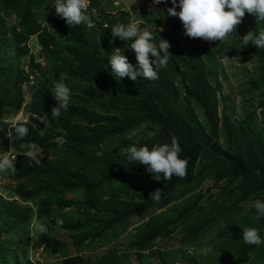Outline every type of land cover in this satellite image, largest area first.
<instances>
[{"label":"trees","instance_id":"16d2710c","mask_svg":"<svg viewBox=\"0 0 264 264\" xmlns=\"http://www.w3.org/2000/svg\"><path fill=\"white\" fill-rule=\"evenodd\" d=\"M144 2L152 4V0ZM53 3L54 0H0V152L11 149L16 154L14 169L0 173L3 185L16 183L6 197L0 193V264H35L19 252L20 240L29 238L34 218L47 220V232L37 238L34 249L44 247L55 257L65 251L66 245L50 233L83 232L74 241L80 248L86 243L109 242L115 228L128 230L141 215H149L148 220L137 227L129 245L140 262L157 257L162 264H175L177 259L185 264H202L187 252L165 260L170 254H165L160 243L175 239L174 233L180 229V242L195 246L229 217L228 228L218 237L226 248L223 253L230 257L227 263L247 264L254 257L264 264V243L249 245L241 239L246 227H256L264 238V218L258 219L254 210L251 217H234L243 206L264 196V99L259 102L261 125L254 120V114L232 120L226 105L220 110L225 101L221 94L228 79L226 73L212 68V74L208 73L209 64L216 59L253 58L259 64L256 78L248 83L243 96L264 98V48L257 49L250 43L245 46L239 38L259 30L252 14L245 13L235 33L222 42L213 41L210 47L207 43L212 42L201 38L186 37L180 42L174 36L183 32L179 19L160 16L146 7L130 12L113 4L105 7L103 0H89L87 14L92 26L82 23L69 28L55 14ZM154 6L164 10L171 4ZM10 19L13 23L8 22ZM130 20L137 21L138 28L152 31L155 40L161 37L170 44L167 65L155 80L138 77L133 82L125 77L117 82L110 75L107 59L115 48L124 50L135 64L128 48L130 41L111 36L114 24ZM162 27H169L170 33H163ZM32 37H36L41 50L38 57L42 56L45 67L30 54L28 43ZM26 60L27 65H21ZM25 68L35 75L32 83ZM57 82L65 83L71 94L67 109L51 119V107L55 106L51 89ZM25 94L33 110L29 111L28 121L23 122L29 132L19 140L8 121L20 111ZM46 116L45 127L41 118ZM58 135L66 141L60 147L54 142ZM173 135L182 149L181 157L188 161L185 175L154 179L152 186L162 193L159 201L150 199V190H144L142 198L137 199L132 195L136 184L144 188L151 175L145 173L143 165L129 163L124 150L130 144L151 147L170 142ZM29 141L55 157L31 162L19 148L22 142ZM211 178L224 182L225 187L209 199V212L200 215L207 209V204L198 207L204 199L202 194L178 206L180 200ZM180 189L183 190L175 201ZM234 192L235 201L218 204ZM48 196L54 205L42 200ZM15 198L22 204H34L36 209L19 208L17 201L11 200ZM72 207L78 209V219L68 220L53 213ZM167 208V212L163 211ZM159 211L162 212L154 216ZM57 219L62 221L59 229L55 226ZM91 228L92 233H88ZM59 264H122V258L120 251L109 248L96 260L76 254Z\"/></svg>","mask_w":264,"mask_h":264},{"label":"clouds","instance_id":"9594fccd","mask_svg":"<svg viewBox=\"0 0 264 264\" xmlns=\"http://www.w3.org/2000/svg\"><path fill=\"white\" fill-rule=\"evenodd\" d=\"M166 2L171 4V7L167 8V14L179 19L182 24L183 35L189 38H201L206 42H222L227 35L235 33V26L241 23L242 17H244L246 12L254 15L256 22L264 21V0H152L153 5ZM112 4L116 8L119 7L118 3L114 2ZM52 5L54 6L55 14L63 19L69 28L79 26L82 23L89 27L92 26L90 16L87 14L89 0H54ZM93 12L95 13V11ZM160 30L162 31V29ZM111 36L113 39L125 42L130 41L128 48L132 50L135 57V64H133L124 55V50L120 48L113 49L108 55L107 64L110 68V75L115 77L117 82L125 77L133 82L137 81L138 77L152 81L157 79L159 71L166 67L171 55L169 42L161 37L158 41L155 40L152 31L138 28L137 21L130 20L127 23L118 22L114 24L111 27ZM239 38L245 46L250 43L257 49L264 48V29L249 32ZM30 54L32 53L30 52ZM41 64L43 65V62ZM26 72L29 74V81L32 83L35 75L30 74L28 70ZM70 94L71 90L65 83L57 82L53 84L51 95L55 101V106L51 107V119L58 117L61 110L67 109ZM28 102H30V97L25 94L20 111L24 104ZM19 112L8 122L11 121L9 124L10 127H13L15 139L23 140L27 136L29 129L21 122ZM41 122L46 127L48 117H42ZM54 142L57 147L66 143L65 139L59 135L54 138ZM19 148L23 150L24 155L29 157L33 163H39L43 157L53 158L48 155H37L36 153L39 150H45L38 148V145L31 141L22 142ZM181 151L178 139L174 135L171 137L170 142L156 143L151 147L130 144L124 150L125 158L129 163L143 165L145 173L150 174L156 181H160L161 176L164 180H168L173 175L177 177L185 175L188 161L186 158L181 157ZM48 154L53 155L52 153ZM96 154L100 155L99 152ZM15 160L16 154L13 150L9 149L0 152V173L14 169ZM0 193L2 194V191ZM161 195V189L157 188L149 194V197L153 201H159ZM11 200L19 202L16 198ZM25 204L27 207H34L32 203ZM29 204L30 206H28ZM252 207L258 219L264 218V199H256L252 203ZM61 225L62 221L57 219L55 221L56 228L59 229ZM32 226L40 233L47 232L46 225L35 218L32 221ZM241 239L249 245L259 246L264 243V238H262L256 227L243 228ZM43 248L41 247L40 249L44 250ZM29 260L33 263L31 259Z\"/></svg>","mask_w":264,"mask_h":264},{"label":"rangeland","instance_id":"374dc122","mask_svg":"<svg viewBox=\"0 0 264 264\" xmlns=\"http://www.w3.org/2000/svg\"><path fill=\"white\" fill-rule=\"evenodd\" d=\"M103 5L105 7L109 6L111 3H118L120 8L125 9L126 11L132 12L134 8H142L146 7L149 10L157 11L160 16L162 15H168L167 9L159 10L157 7H155L152 4H146L144 0H103ZM247 13V12H246ZM253 16L255 19L256 17ZM245 18V15H244ZM9 23H13V19L8 20ZM46 24V22H44ZM249 28V26H248ZM257 28L258 29H264V21L257 22ZM163 33L168 34L170 33L169 27H162L161 28ZM174 36L180 41L184 42L186 40V36L182 33H174ZM208 46L212 47L214 43H207ZM30 52L33 56L37 57V63L41 64L43 62L42 56L40 58L38 57L40 54V48L38 46L36 38H32L29 43ZM27 65V60L23 61L21 65ZM259 64L258 62L250 57H239L234 59H229L226 61H222L219 59H216L215 62L212 64H209L208 73L211 75L212 72L211 68L215 72H221L222 70L227 75V81L224 82V91L221 94V97L225 99V101L221 98V100L224 101L223 104H221V109H223V105H226L227 113L229 117L233 119H243L246 116L254 114V120H257L258 124L261 125L262 121V110L259 107V102L261 99L264 98H257V100L249 99L244 97L245 91L248 87V83L253 80L256 75V71ZM43 67H45V63L43 64ZM221 76V75H220ZM221 81V78H220ZM257 96V94H256ZM33 110V107H30V102L27 104L25 103L22 107V110L19 112V115L21 117V122L28 121V116L30 115L29 111ZM15 117V116H14ZM11 122V121H10ZM9 122V123H10ZM37 155H48L49 157H55L54 155L48 154L46 151H38L36 153ZM150 179V182L146 183V186L142 188L140 184H136L135 186V193L132 195H136V198L140 199L142 198V194L144 190H147L150 192L154 191V186H152V183L155 182L154 179L148 176ZM149 181V180H147ZM4 184V183H3ZM0 182V191H2V195L4 197L7 196V192L13 188H15L16 183L14 182H8L6 185H3ZM152 186V187H151ZM225 187L224 182H217V180L211 178L204 182L197 190H192L185 198L180 200L178 202V206L184 205L188 200L197 195H204V199L199 203L198 207L202 208L204 205L207 204V209L205 212L200 213V215H205L207 212L210 211L209 204L212 197H215L216 193H221L223 190L222 188ZM4 190V191H3ZM183 189L178 190L176 194V199L178 198V195L182 192ZM237 192H234L231 195H227L224 198L220 199L218 201V204L227 202L231 203L235 201ZM258 199H264V196H260ZM42 200H48L49 202L53 203V198L48 196L45 197ZM209 202V204H208ZM254 201L250 202L249 204L243 206L244 208L239 211L234 217H237V219H241L247 215L251 217L252 210L254 208L252 207V203ZM34 205V204H32ZM17 206L19 208L24 209L26 204H22L20 202H17ZM30 206V204L28 205ZM36 209V207L34 206ZM169 208L164 209L163 211H168ZM205 209V208H203ZM246 209V211H244ZM255 211V210H254ZM162 211L157 212L154 214V216L158 215ZM53 213L56 214L58 217L68 219V220H75L80 217L78 214V209L76 207H72L69 209H66L64 211H56L53 210ZM149 215L146 216H139L133 221V226L129 228L128 230H124L123 228H115L113 237L109 242H96L93 244L86 243L83 244L80 248H76L74 241L78 240L81 236H83V232L78 233H67V232H60L59 234H52L50 233V236H56L57 239H59L61 242L65 243V251L63 253H60V255L53 257L50 255V253L46 252L45 250H35L34 244L37 238L42 235L39 231H37L32 225L30 226V236L29 238H22L20 240V249L19 251L21 254L25 253L29 259L33 261L35 264H59L64 258L73 256L76 254L82 255L83 257H92L94 260L99 259L103 256L104 252L109 248H115L116 250L120 251V257L122 258V264H162L161 260L157 257L154 258H144L141 262L139 259H137V255L134 253V250H131L129 248V245L133 239V235L137 227H139L141 224H143L145 221H147ZM41 223H47V220H38ZM229 226V217L226 219H223L221 222H219L214 228H212L210 231H208L204 236H202L194 245H183L180 242V238L183 235L181 233L180 229H177L174 233L175 239L169 240V241H163L160 243L161 247H164L163 250L165 254H170L169 256H166L164 259L168 260L172 257V255H177L178 252H187L191 257H194L198 260L199 263L202 264H226L229 262L230 257H227L226 253H223V251L226 249L225 246L222 245V240H220L218 237L221 234V231H224ZM93 229H88V233H92ZM77 235L78 238L74 239V236ZM234 253L230 254L233 255ZM163 261V260H162ZM204 261V262H203ZM175 264H185L180 259H177L174 261ZM228 264V263H227ZM247 264H261L258 263L254 257L251 258L249 263Z\"/></svg>","mask_w":264,"mask_h":264}]
</instances>
